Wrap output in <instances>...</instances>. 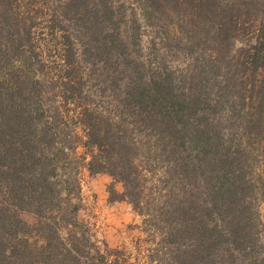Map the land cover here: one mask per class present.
I'll return each instance as SVG.
<instances>
[{"label":"trees","instance_id":"16d2710c","mask_svg":"<svg viewBox=\"0 0 264 264\" xmlns=\"http://www.w3.org/2000/svg\"><path fill=\"white\" fill-rule=\"evenodd\" d=\"M77 145L109 200L172 202L151 208L172 264H264V0H0V228L67 209ZM18 241L0 262L26 264Z\"/></svg>","mask_w":264,"mask_h":264},{"label":"rangeland","instance_id":"374dc122","mask_svg":"<svg viewBox=\"0 0 264 264\" xmlns=\"http://www.w3.org/2000/svg\"><path fill=\"white\" fill-rule=\"evenodd\" d=\"M125 8L129 10L126 4ZM125 14L127 15L126 10ZM162 20H165V17ZM139 32L142 36L141 42L150 34V30L142 26ZM135 54L138 58L141 57L137 52ZM178 58L175 55H167L165 61L168 65L175 66L178 64ZM13 64L17 65L18 62L13 61ZM88 68L83 69L86 73L89 72L86 87L91 92L97 85L91 80V66ZM118 82L115 87L121 88V81ZM40 86L46 84L41 83ZM108 100L110 98H104L103 104L110 105ZM41 101L44 104L45 116H51L50 101L54 99L48 101L45 97ZM99 101L98 98L93 99V102L99 103ZM73 126L74 131L81 135L80 128L77 125ZM81 153L82 148L77 145L73 153L69 154L71 158L69 165L63 166L61 161L56 164L57 179L64 176V167L65 171L73 173L71 177L76 178L78 183V192L72 186L67 209L60 211L61 213L56 208L48 210L41 217L44 223L40 225L38 217L33 212L15 210V216L22 227L12 226L10 230L0 228L2 244L7 243V247L21 246L23 242L18 240L24 238L26 253L30 254L25 261L26 264H172L170 256L174 252L173 245L161 238L160 218L151 215L153 213L156 215L151 208L169 206L172 202L166 200L165 203H160L154 200L153 196L144 195L140 203L143 212L139 214L126 199L109 200V189L120 192L121 183L113 180L106 173L90 174L86 169L85 161L80 159ZM58 183L56 182V187L60 191ZM143 192L147 194L148 190L143 189ZM60 196H63L62 192ZM0 201H3L1 194ZM60 206H65V201H61ZM148 210L150 213L147 212ZM258 212L264 221V197L258 205ZM45 223L52 227L53 232ZM54 230L59 242L55 239ZM50 248L54 250L52 253L56 257L62 258L61 261L53 260ZM66 250L71 251L74 255L73 259L66 254ZM37 252L42 254L44 259H41ZM6 262L8 264L9 259ZM0 264L5 263L0 262Z\"/></svg>","mask_w":264,"mask_h":264}]
</instances>
